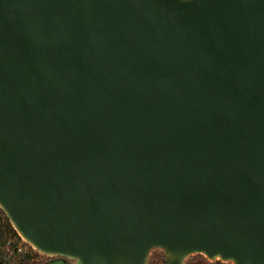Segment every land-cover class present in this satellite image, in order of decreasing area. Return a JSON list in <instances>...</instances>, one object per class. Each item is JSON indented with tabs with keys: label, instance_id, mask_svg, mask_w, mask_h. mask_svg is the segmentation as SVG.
Segmentation results:
<instances>
[{
	"label": "water",
	"instance_id": "95a60500",
	"mask_svg": "<svg viewBox=\"0 0 264 264\" xmlns=\"http://www.w3.org/2000/svg\"><path fill=\"white\" fill-rule=\"evenodd\" d=\"M0 210L44 264H264V0H0Z\"/></svg>",
	"mask_w": 264,
	"mask_h": 264
},
{
	"label": "trees",
	"instance_id": "16d2710c",
	"mask_svg": "<svg viewBox=\"0 0 264 264\" xmlns=\"http://www.w3.org/2000/svg\"><path fill=\"white\" fill-rule=\"evenodd\" d=\"M48 259L37 254L31 247L23 244L10 222L0 210V264H44ZM150 264H159V257L154 254ZM194 264H211L197 256ZM221 264V263H214Z\"/></svg>",
	"mask_w": 264,
	"mask_h": 264
},
{
	"label": "flooded vegetation",
	"instance_id": "af4514ba",
	"mask_svg": "<svg viewBox=\"0 0 264 264\" xmlns=\"http://www.w3.org/2000/svg\"><path fill=\"white\" fill-rule=\"evenodd\" d=\"M153 255H154V254H152V255L150 256V262H151V258H152ZM158 257H159V264H162L161 257H160L159 255H158ZM187 264H194V263L187 262Z\"/></svg>",
	"mask_w": 264,
	"mask_h": 264
},
{
	"label": "rangeland",
	"instance_id": "374dc122",
	"mask_svg": "<svg viewBox=\"0 0 264 264\" xmlns=\"http://www.w3.org/2000/svg\"><path fill=\"white\" fill-rule=\"evenodd\" d=\"M22 242H23V241H22ZM23 244H25V243L23 242ZM195 258H196V257H192V258H190L187 262L195 263Z\"/></svg>",
	"mask_w": 264,
	"mask_h": 264
}]
</instances>
